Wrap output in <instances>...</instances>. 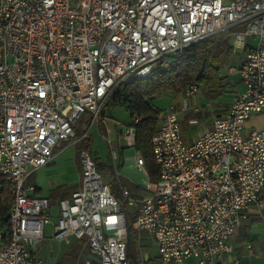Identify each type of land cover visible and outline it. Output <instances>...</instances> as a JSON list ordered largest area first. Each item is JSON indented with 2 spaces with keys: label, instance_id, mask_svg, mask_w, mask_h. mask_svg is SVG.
I'll use <instances>...</instances> for the list:
<instances>
[{
  "label": "built area",
  "instance_id": "2783aa9c",
  "mask_svg": "<svg viewBox=\"0 0 264 264\" xmlns=\"http://www.w3.org/2000/svg\"><path fill=\"white\" fill-rule=\"evenodd\" d=\"M229 29L232 46L246 47L230 68L244 88L189 142L179 112L200 87H185L179 110H160L151 137L154 180L137 150L144 185L131 193L120 184L117 197L90 145L79 150L80 183L58 200L51 238L83 240L92 258L82 264H132L122 205L134 214L137 264H144L143 234L163 264H224L233 251L235 229L264 197V128L243 134L246 119L264 111V0H0V174L12 195L0 222V264H43L37 246L52 207L28 179L62 143L101 134L114 87L170 69L187 46ZM136 123L119 131L131 146ZM112 173L120 177L115 166Z\"/></svg>",
  "mask_w": 264,
  "mask_h": 264
},
{
  "label": "trees",
  "instance_id": "16d2710c",
  "mask_svg": "<svg viewBox=\"0 0 264 264\" xmlns=\"http://www.w3.org/2000/svg\"><path fill=\"white\" fill-rule=\"evenodd\" d=\"M230 51H232V45L229 44L227 38L217 41L210 40V38L200 40L187 46L170 69L158 68L147 76L132 77L117 84L110 93L105 104L106 110L116 104H121L129 111L131 122L137 118L134 126V147L143 157L144 165L153 180L156 176V167L151 154V137L158 129L160 109L154 108L152 100L168 90L182 95L185 87L190 83L205 87L210 97L222 95L225 92L224 77L221 75L222 57ZM192 116L194 114L188 113L185 119L188 120ZM195 116L200 118L201 115L198 113ZM100 126L105 132L103 124ZM90 140L88 138L82 141L81 147H89ZM95 161L97 169L102 171L103 164L99 163L96 157ZM109 169L111 171L112 167ZM111 175V191L119 197L120 184H126L129 187L130 184L121 177L116 178L113 173ZM11 203L10 183L5 175L0 174V222L2 225L6 223ZM122 207L127 223V256L132 264H137L139 246L137 232L132 228L134 214L126 206L122 205ZM144 264H162V261L156 256L148 259Z\"/></svg>",
  "mask_w": 264,
  "mask_h": 264
},
{
  "label": "rangeland",
  "instance_id": "374dc122",
  "mask_svg": "<svg viewBox=\"0 0 264 264\" xmlns=\"http://www.w3.org/2000/svg\"><path fill=\"white\" fill-rule=\"evenodd\" d=\"M230 29L229 30H220L217 33L210 36V40L217 41L219 39H228V42L231 38ZM239 59L236 51L230 52V55H223V68L222 72L228 71V66L233 65L236 62V59ZM238 61V60H237ZM227 63V64H226ZM225 67V69H224ZM169 91V90H168ZM173 92V91H172ZM175 93V92H173ZM205 87H200L198 93L194 98L189 101V106L191 108H199L201 110H207L211 112L213 105L217 103L216 101L210 100L208 94L205 93L206 98L204 97ZM182 103V97L180 94H171V91L168 93H161L157 95L153 100V106L158 109H165L170 104ZM178 105V104H177ZM174 106V105H173ZM191 109L183 112L181 114V132L184 140L187 142L186 137L188 134L192 132H197L198 127L200 125L197 119L191 121L193 124L189 123L188 120L185 119V115L188 114ZM130 116L129 111L121 104H116L112 106L107 114H106V125L111 128L109 132L102 133L104 136L93 131L91 133L90 147L93 152L94 157H96L99 163L103 164L104 169L102 170L103 180L107 181L110 179V167H116L118 170V174L125 179L128 184L132 187L134 185L143 186L144 185V174L141 170L134 164L133 159L137 153V150L134 146L129 145L123 136L118 132L119 126L124 127L129 123ZM114 122H117L118 125L114 127ZM103 131V128L100 129ZM109 140V141H108ZM81 143L73 142V140H69L68 142H64L59 146V149L56 153H54V160L52 163L43 165L39 167L34 175L35 181L37 185L40 187V192L43 194L48 193V190L51 188H55L56 190H52V193L57 192V189L63 190L65 189L64 183L68 182V180H73L75 174L77 173V169L81 170L80 160H79V150L81 149ZM111 148H114L117 151V157L112 159L110 155ZM56 150V149H55ZM112 173V169H111ZM67 189V188H66ZM58 202V200L56 201ZM49 232V231H47ZM242 236L248 240V242L253 243L255 247L264 246V216H260L254 222H249V224L241 225L237 236ZM244 235V236H243ZM150 239L146 240L143 238L140 248L142 258L144 257H156L158 255L157 247L155 241L149 237ZM262 240V241H261ZM45 245H48V240L45 239ZM236 245H239V242L235 241ZM148 246V248H146ZM143 247V248H142ZM47 250V249H46ZM244 250H246L244 248ZM83 251L82 253L84 254ZM83 257V256H82ZM257 264L259 260H254ZM67 262V261H66ZM69 264H73L71 262H67ZM78 264H81L79 262Z\"/></svg>",
  "mask_w": 264,
  "mask_h": 264
},
{
  "label": "crops",
  "instance_id": "0c3cea01",
  "mask_svg": "<svg viewBox=\"0 0 264 264\" xmlns=\"http://www.w3.org/2000/svg\"><path fill=\"white\" fill-rule=\"evenodd\" d=\"M254 41L255 40L251 37H248L246 40V42L248 44L254 43ZM229 44L232 45V37L229 40ZM245 50H246V47L234 48L232 46V51H230V52L232 53L233 51H236L237 55L239 56V59L237 57V59H236L237 63H235L233 65H229L228 71L224 70V72H222V68H223V61H222L221 75L224 77L225 92L220 96L210 97V95L208 94V92L205 88V93L208 94V96H209L208 98L210 100L212 99V101H216L217 103H215L213 105L211 112H208L207 110H201L200 107H199L198 112H194L193 108H189V109H191L189 114H194V116H192L191 118L188 119L189 123L193 124L191 121H193L194 119H197V121H199V123H200L198 129L210 128L211 124H212V118L214 116L222 115L228 110L229 106L233 103L236 96L244 88V85H243V82L241 80L239 73L231 72L230 68H232L234 66H238L241 63V61L243 60L244 54H245ZM230 52L226 54V57H227V55H230ZM224 69H225V67H224ZM165 92L168 93L169 91H165ZM165 92H163V93H165ZM205 93L203 94L204 97H202L203 100H204V98H206ZM171 94L175 95V93H173V92H171ZM181 97H182V95H181ZM171 105H174L179 110L180 106H181V102H180V104L179 103L170 104L167 106V108ZM167 108H165V109H167ZM189 109H187V110H189ZM107 112H108V110H106V112H105V121H104L103 127L105 129V132L108 133L109 130H111V128L106 125V114H107ZM183 112H185V111H183ZM183 112H181V111L179 112L180 113V119H181V114ZM198 113L201 115L200 118H197V116H195V114H198ZM180 122H181V120H180ZM117 125H118V123L114 122V127ZM261 128H264V111L257 113V114H252L251 116H249L248 119H246V121L243 124V134L248 135L250 133V131H252L254 129H261ZM121 130H123L122 126H119L118 132ZM101 132L105 133L103 131H101ZM102 133H101V135H103ZM194 135H195V132L188 134V137H186L187 142L191 141ZM103 136H105V135H103ZM183 139H185V138L183 137ZM58 149H59V147L56 148L55 153L57 152ZM53 160H54V158H52V160L49 163H52ZM49 163H47V164H49ZM44 165H46V164H44ZM39 167H41V166H39ZM35 171L29 177L28 185H31V187L33 188V193L35 195L44 196V197L49 198V200L51 202V207H52V209H51L52 210L51 223L46 226L45 234H44L45 236H44L43 240L37 246V253L40 255V257L42 259V263L43 264H69L67 262H71L73 264H78L79 262H81V264H82L86 259L92 258L89 251L87 250L88 248L85 245L83 240L76 239L74 237H67V238L60 239V240H55V239L51 238L52 225H53V223H55L56 215H57V202L56 201L59 200L60 198L70 196V194L78 188L79 183H80V170L77 169V173L75 174V177H73V180L72 179L68 180V182L63 184L65 186V189H63V190L57 189V192L52 193V190H56V189L50 188L48 190V193H46V194H44V193L42 194L40 192V187L37 185L35 178H33ZM111 174L112 173L110 171V178L112 176ZM30 179H31V181H30ZM106 182H110V179L107 180ZM124 186H126L130 190L131 193L137 192L138 185H134V187H132L130 185V187H129L128 185L124 184ZM261 215L264 216V197H262V202H261L260 206L251 205L247 209L246 217L244 219H242L240 224L235 229L234 236L231 240V242L233 243V251L229 254L223 255L222 260H223L224 264H256L254 260H259V262L257 264H264V246H262L260 248L259 247L254 248L253 243L248 242V240L246 238L242 237L241 235L237 236V232H238L241 225H244V224L246 225V224H249V222H254L257 219H259V217ZM47 231H49V232H47ZM143 236H144L143 238H146V240L150 239L145 234H143ZM143 238L141 239V242H142ZM45 239L48 240V245L44 244ZM235 241L239 242V245H236ZM247 245H250V247L248 248ZM146 248H148V246H146ZM244 248L246 250H244ZM83 251H86V252H84V254H83L82 253ZM151 258H153V257H150V258L144 257L143 259L145 262Z\"/></svg>",
  "mask_w": 264,
  "mask_h": 264
}]
</instances>
